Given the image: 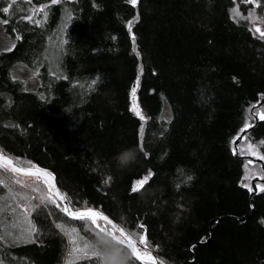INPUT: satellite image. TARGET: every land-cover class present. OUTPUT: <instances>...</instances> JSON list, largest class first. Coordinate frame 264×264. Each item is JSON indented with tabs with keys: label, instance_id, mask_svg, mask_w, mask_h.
<instances>
[{
	"label": "trees",
	"instance_id": "16d2710c",
	"mask_svg": "<svg viewBox=\"0 0 264 264\" xmlns=\"http://www.w3.org/2000/svg\"><path fill=\"white\" fill-rule=\"evenodd\" d=\"M3 7L15 45L0 53V153L51 173L73 211L87 201L126 230L142 234L144 225L148 250L168 264H264V191L252 196L245 186L241 153L249 142L264 155L255 115L264 112V38L240 18L254 13L264 24V0H0ZM64 27L55 73L45 55ZM19 67L37 71L35 90L14 78ZM137 82L143 121L131 111ZM245 123L252 127L236 156ZM130 148L135 161L118 169L114 157ZM12 176L0 162V264H68L72 245L56 225L91 240L90 222L65 215L59 200L41 203Z\"/></svg>",
	"mask_w": 264,
	"mask_h": 264
},
{
	"label": "snow or ice",
	"instance_id": "6c2138e0",
	"mask_svg": "<svg viewBox=\"0 0 264 264\" xmlns=\"http://www.w3.org/2000/svg\"><path fill=\"white\" fill-rule=\"evenodd\" d=\"M58 2V0H53V3ZM129 2L136 6L138 0H129ZM248 3H253V0H247ZM259 6V5H257ZM39 11H44L43 8L39 9ZM235 16H240V13L237 9L232 10ZM0 12L8 13L9 8L3 7L0 8ZM241 19H250L255 22V14H250L247 17H240ZM29 20L32 19L31 16L28 17ZM4 23H7V21H4ZM39 23V22H37ZM129 29H131V23L129 24ZM255 32L259 34L261 38H264V31H261L259 27L254 28ZM133 40H135V37H133ZM138 82L137 85L131 88L130 95L132 97V105H131V111L141 120H145V116L142 114L139 104L136 101L137 96V88H138ZM249 111H252L249 109ZM255 115L259 116V119L264 121V112L256 113ZM252 127L251 124L245 123L243 126V130L247 131L248 128ZM143 129L141 128V131ZM261 145H264V141L260 142ZM258 145H254L252 143H249L247 145V149L245 150L247 154L255 155L257 159L264 160V155H260L258 151H256ZM0 162H2V165L10 169L13 173H20L23 175H33L36 177H43L45 183L48 185L49 195H41L38 197V199L41 201V203L44 202H50L53 204L57 203V200L60 202H65L66 197L62 196L59 191L56 189L54 184V178L47 172H42L39 169H37L35 172H26L23 168L17 167L13 164L11 159L5 158L4 156L0 155ZM251 163V162H249ZM151 177H147L145 179L138 180L136 184L133 186L132 191L137 192L141 188L144 187V185L148 182V179ZM262 178H264V174H262ZM189 180H191V177H188ZM18 182V181H17ZM260 187V186H258ZM38 189H33V191H37ZM251 190V188L249 189ZM261 191H264V187H260ZM55 196L57 199L54 200L52 197ZM59 207V204H57ZM82 207H84L85 210L81 211L79 208L75 211L72 210V206L70 204L65 203L64 207L61 209L65 215L71 217L72 219H77L85 222H90V229H88L94 238V232L96 231H103V230H110L111 234L115 236H119L124 246H126L132 253V257L136 261H142L143 264H163V260L157 261V259L153 256L152 252L149 251V242H148V236H147V230L144 228V225L139 224L137 227L140 229H144V232L138 233L136 230H126L124 227H118L116 223L113 222L112 219H110L107 215H104L103 213L99 211L93 210L91 205L88 204L87 201L83 202ZM98 221H102L103 225L98 223ZM264 223V221H262ZM57 228L61 229L62 232L65 233L69 237V242L72 245L71 251L69 253L70 259L68 261V264H73L74 260L78 259H88L92 260L93 258L96 261V264H98L96 258L92 255L90 252V249L88 247L89 240H85L83 237H81L77 233V229L75 227H72L71 229L65 228L61 224L56 225ZM29 233H35L37 231L35 225L31 224L29 222ZM137 238L139 245L143 246V251L140 247L137 246ZM82 245V246H81Z\"/></svg>",
	"mask_w": 264,
	"mask_h": 264
},
{
	"label": "rangeland",
	"instance_id": "374dc122",
	"mask_svg": "<svg viewBox=\"0 0 264 264\" xmlns=\"http://www.w3.org/2000/svg\"><path fill=\"white\" fill-rule=\"evenodd\" d=\"M10 1H21V0H10ZM33 13H34V11H33ZM36 13H37V10L35 11L34 14H36ZM250 25H251V28L253 30L255 27H259L261 29V31H264V24L256 16H255V22L254 23L252 20H250ZM65 27L58 30V32L54 35L53 40L50 43L49 49L45 55V58L49 63L50 69L55 73L59 72V59L61 57V51H62L63 43H64ZM254 32H255V30H254ZM256 34H258V33H256ZM14 45H15V39H11L5 33V30L3 27V22L0 21V53L12 49L14 47ZM13 76H14V78L22 81L26 85L28 90H35L36 87L39 85V80L37 78V76H38L37 71L27 70V69L21 68V67L16 68V69L14 68ZM248 144H249V142H245L242 145L241 153L246 156L247 161H248V164L246 167V174L244 177L245 178V186L252 188V190H253V180L256 179L257 177L264 180V178H262V174H264V170H263V167L260 163H259L260 166L256 165L257 161L259 159H257V157L255 155H250V154L246 153L245 150L247 149ZM256 151L259 152L258 147H257ZM259 154H260V152H259ZM261 161H264V160H261ZM249 162H251V163H249ZM255 162H256V164H254ZM252 164H254V165H252ZM12 175H13L12 178H16V179L20 180L21 186L23 188L27 187L29 190H31L32 192H34L40 196L50 194L49 190H48V185L44 182H41L39 179H37L35 177L25 176V175H21L19 173H13V172H12ZM261 183L262 182L256 183V186L257 187L258 186L264 187L263 186L264 184L262 185ZM24 185L26 187H24ZM260 187H259V189H260ZM33 189H38V190L33 191ZM32 195L35 197L34 194H32ZM52 198L54 200H56L55 196H53ZM37 199H38V197H37ZM141 250L143 251V249H141Z\"/></svg>",
	"mask_w": 264,
	"mask_h": 264
},
{
	"label": "clouds",
	"instance_id": "9594fccd",
	"mask_svg": "<svg viewBox=\"0 0 264 264\" xmlns=\"http://www.w3.org/2000/svg\"><path fill=\"white\" fill-rule=\"evenodd\" d=\"M136 159L135 149H126L114 157L118 169H125ZM88 247L98 264H134L131 251L124 246L119 236H113L110 230L94 232ZM163 264H168L163 261Z\"/></svg>",
	"mask_w": 264,
	"mask_h": 264
},
{
	"label": "water",
	"instance_id": "95a60500",
	"mask_svg": "<svg viewBox=\"0 0 264 264\" xmlns=\"http://www.w3.org/2000/svg\"><path fill=\"white\" fill-rule=\"evenodd\" d=\"M249 130L250 129H247V131H243L242 132V134L240 135V137H238L237 139H236V141H235V155L237 156L238 155V153H239V148H238V145L244 140V137H245V135L249 132ZM0 155H2V156H4L5 158H8V159H11L10 157H8V156H6V155H3L2 153H0ZM12 160V162H13V164L15 165V166H17V167H20V168H23L26 172H35L38 168H36V167H28V166H24V165H22V164H20V163H18L17 161H15V160H13V159H11ZM258 163H260L261 165H262V167H263V170H264V163H263V161H261V160H258L257 161ZM2 163V162H1ZM40 170V169H39ZM40 171H42V170H40ZM42 172H47V171H42ZM47 173H49V172H47ZM20 174V173H19ZM53 178H54V176L51 174V173H49ZM21 175H23V174H21ZM25 176H33V175H25ZM34 177H36V176H34ZM38 178V177H37ZM39 179H42V180H44V178L43 177H39ZM54 184H55V187H56V189L59 191V193L62 195V196H65L62 192H61V190L59 189V187H58V185H57V183H56V180H55V178H54ZM259 182H262V183H264V180H262V179H260L259 177H257L256 179H254L253 180V191H252V196H254V195H256L258 192H259V188L256 186V183H259ZM63 204H65V203H67V204H69L68 203V201H67V199H66V201L65 202H62ZM96 211V210H95ZM71 218V217H70ZM72 219V218H71ZM75 220H77V219H75ZM244 219H242V221H243ZM215 222H218V219H216L215 221H212V223H215ZM118 226V225H117ZM119 227V226H118ZM138 247H140V246H138ZM156 259H157V261H160L161 259H159L156 255H153Z\"/></svg>",
	"mask_w": 264,
	"mask_h": 264
}]
</instances>
